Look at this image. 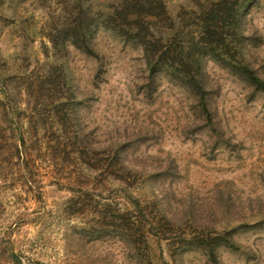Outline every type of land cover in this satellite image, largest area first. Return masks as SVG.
Instances as JSON below:
<instances>
[{
	"label": "rangeland",
	"instance_id": "1",
	"mask_svg": "<svg viewBox=\"0 0 264 264\" xmlns=\"http://www.w3.org/2000/svg\"><path fill=\"white\" fill-rule=\"evenodd\" d=\"M116 1L85 4L99 16ZM165 2L171 17L189 5ZM69 3L0 0V86L8 94L0 89V264H11L10 251L22 264H209L197 252L169 260L154 236L137 256L95 226L93 209H132L125 190L149 212L155 205L177 232L233 230L234 247L217 249L218 264H264V93L206 57L207 118L165 74L149 82L141 48L105 28L90 39L97 58L71 46L55 53L46 27ZM243 26L255 42L245 61L264 80V0L250 5ZM50 65L60 67L79 104L76 143L90 153L117 151L122 166L141 174L133 191L100 180L88 185L70 140L60 144L49 120H34L42 103L35 87L25 95V84Z\"/></svg>",
	"mask_w": 264,
	"mask_h": 264
},
{
	"label": "trees",
	"instance_id": "2",
	"mask_svg": "<svg viewBox=\"0 0 264 264\" xmlns=\"http://www.w3.org/2000/svg\"><path fill=\"white\" fill-rule=\"evenodd\" d=\"M69 1L67 11H61L53 20L51 17L46 27L44 38L55 53L67 52L71 46L97 58L90 39L96 27L105 28L141 48L149 82L157 74H165L194 96L199 111L207 118H210L209 91L202 63L206 57L245 80L254 92L264 93V80L251 69L243 53L250 44H255L243 26L244 13L255 0H189V5L181 8L175 17L169 15L165 0H117L111 8L103 9L99 16L92 12L85 0ZM25 85V95L31 96L29 91L35 87V98L42 103L40 111L33 110L36 113L34 120H45V123L49 120L50 127L53 125L59 132L60 144L70 140L75 147L76 163L88 174V185L100 180L104 185L125 186L133 191L143 183L140 173L122 166L117 151L112 155L106 154L108 151L105 149L90 153L86 146L81 148L76 143L73 121L77 120L79 104L70 87H66L60 67L50 65L43 77L30 80ZM0 89L6 97V86L1 84ZM6 115L10 118L9 113ZM19 141L24 145L21 136ZM16 157H19L18 152ZM128 193L124 191L132 209H93L92 219L98 221L95 226L123 239L134 253L137 251V256L149 249L147 240L150 236L166 243L169 260L197 252L209 264H218L217 249H233V230L188 234L180 229L177 232L178 229H173V222L155 205L149 212L146 202ZM8 259L11 264H22L13 251H10Z\"/></svg>",
	"mask_w": 264,
	"mask_h": 264
}]
</instances>
